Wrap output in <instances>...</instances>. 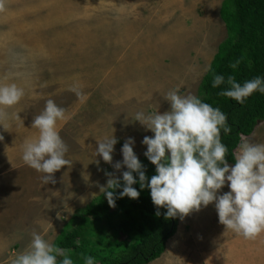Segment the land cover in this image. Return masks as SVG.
I'll return each mask as SVG.
<instances>
[{
    "label": "rangeland",
    "instance_id": "1",
    "mask_svg": "<svg viewBox=\"0 0 264 264\" xmlns=\"http://www.w3.org/2000/svg\"><path fill=\"white\" fill-rule=\"evenodd\" d=\"M220 1L6 0L0 82L24 87L25 97L8 110L20 116L9 121L10 131L0 125V264L27 248L33 230L52 242L77 209L102 193L106 172L119 178L127 167L113 165L123 161L128 138L137 157L146 152L142 140L154 133L134 120L137 112L169 111L164 97L173 89L196 95L225 37ZM73 85L86 99L69 90ZM48 99L66 109L58 130L72 161L54 174L55 184H44V174L21 159L23 142L38 135L33 118ZM112 135L109 164L94 152L97 140ZM245 138L264 144V120ZM228 191L226 182L218 194ZM146 264H264V233L249 240L225 230L209 204L179 219L164 251Z\"/></svg>",
    "mask_w": 264,
    "mask_h": 264
},
{
    "label": "clouds",
    "instance_id": "2",
    "mask_svg": "<svg viewBox=\"0 0 264 264\" xmlns=\"http://www.w3.org/2000/svg\"><path fill=\"white\" fill-rule=\"evenodd\" d=\"M5 10L6 0H0V12ZM239 63L237 60L231 67L236 68ZM222 83H225L224 76L216 75L212 86L218 87ZM227 84L230 88L220 95L240 104L256 91L264 94V78L261 77L241 85L234 76H229ZM69 90L81 100L86 99L78 86H70ZM24 97V87L15 82H0V125L4 130L10 131L9 121L20 118L19 112L10 113L8 110ZM164 99L170 103L169 111L154 114L141 111L134 117L146 130L154 133V136H144L142 143L147 145L144 155L155 165L156 174L148 180L145 166L133 150L134 139L128 138L121 149L123 161L113 165L116 170L121 169L122 164L128 169L122 173L124 185L119 197L139 198L140 192L133 187L137 183L133 176L135 172L139 176L140 188L150 189L151 200L157 209H167L166 219L179 217L183 220L193 211L214 204L219 223L225 230L245 239H256L264 233V144L253 143L242 136L234 154L235 164L230 166L226 160L228 148L221 138V130L225 134L231 132L226 114L193 94H180L178 88L168 91ZM66 119V109L48 99L31 124L38 130V135L26 139L21 145L22 161L44 174V184H55L54 174L62 167L72 165V161L66 158L69 147L58 130V122ZM3 139L0 135V140ZM97 142L95 156L99 155L104 162L112 164L117 139L112 135ZM105 174L109 178L106 185L100 186V191L106 195L109 206L115 207L117 197L109 189L121 187L120 181L113 173ZM226 182L230 191L218 194ZM160 214L156 212L157 216ZM84 259L85 264H94V257ZM11 264H73V260L64 249L33 230L29 245L15 256Z\"/></svg>",
    "mask_w": 264,
    "mask_h": 264
},
{
    "label": "trees",
    "instance_id": "3",
    "mask_svg": "<svg viewBox=\"0 0 264 264\" xmlns=\"http://www.w3.org/2000/svg\"><path fill=\"white\" fill-rule=\"evenodd\" d=\"M218 15L225 37L217 44L195 96L226 114L231 132L225 134L221 130V138L228 148L226 160L234 165L241 137L249 136L264 120V94L256 91L240 104L220 93L230 88L229 76H234L241 85L255 77L264 78V0H221ZM237 60L240 63L232 68ZM216 75L224 76L225 83L213 87ZM138 159L150 180L156 174L155 165L144 154ZM133 176L139 198L119 197L124 185L121 175L118 178L121 187L109 189L116 194L115 207L109 206L106 195L101 193L77 209L55 235L52 243L64 249L73 264H85L86 256L94 257V264H146L164 251L180 218L166 219L167 209H157L150 189H141L138 174L133 172ZM157 211L161 213L159 216Z\"/></svg>",
    "mask_w": 264,
    "mask_h": 264
},
{
    "label": "crops",
    "instance_id": "4",
    "mask_svg": "<svg viewBox=\"0 0 264 264\" xmlns=\"http://www.w3.org/2000/svg\"><path fill=\"white\" fill-rule=\"evenodd\" d=\"M165 249V248H164ZM157 259V258H156ZM153 261V260H152ZM151 262V261H150Z\"/></svg>",
    "mask_w": 264,
    "mask_h": 264
}]
</instances>
